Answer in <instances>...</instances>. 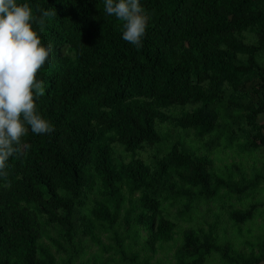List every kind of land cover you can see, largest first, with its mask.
I'll use <instances>...</instances> for the list:
<instances>
[{
    "label": "trees",
    "instance_id": "trees-1",
    "mask_svg": "<svg viewBox=\"0 0 264 264\" xmlns=\"http://www.w3.org/2000/svg\"><path fill=\"white\" fill-rule=\"evenodd\" d=\"M29 3L54 130L0 176V264H263L264 0H141L140 48L104 0Z\"/></svg>",
    "mask_w": 264,
    "mask_h": 264
},
{
    "label": "clouds",
    "instance_id": "clouds-1",
    "mask_svg": "<svg viewBox=\"0 0 264 264\" xmlns=\"http://www.w3.org/2000/svg\"><path fill=\"white\" fill-rule=\"evenodd\" d=\"M103 10L123 21L125 41L143 46L149 18L141 0H104ZM41 31L29 0H0V176L6 174L9 158L21 152L29 128L35 134L54 130L37 106L45 92L37 73L53 51L51 42H42Z\"/></svg>",
    "mask_w": 264,
    "mask_h": 264
},
{
    "label": "rangeland",
    "instance_id": "rangeland-1",
    "mask_svg": "<svg viewBox=\"0 0 264 264\" xmlns=\"http://www.w3.org/2000/svg\"><path fill=\"white\" fill-rule=\"evenodd\" d=\"M235 153L233 152H229V153H225V155H222V158H223V162L226 161V164L228 165H231L235 160H242L244 162V168H247L248 170L251 169V165H252V160L250 158H247V159H241L240 156L238 155H234ZM261 218H258L257 221H255L254 223H250L248 225H246L244 227V231L245 233L246 232V229L248 227L252 228L253 230V233L256 234L257 232H259L260 230V226H259V223L261 222ZM242 246V245H241ZM240 246V247H241ZM244 249V248H243ZM174 253V249L170 250V251H164L162 253H159L157 256H156V259H155V262L157 264H170L171 261H174V258L171 257V255H173ZM167 255H169V258L171 259L170 262L168 261L167 259ZM213 264H220L218 260H216ZM264 264V263H263Z\"/></svg>",
    "mask_w": 264,
    "mask_h": 264
}]
</instances>
